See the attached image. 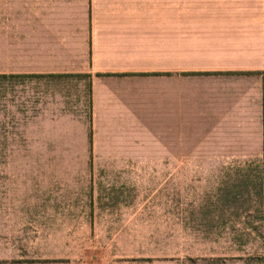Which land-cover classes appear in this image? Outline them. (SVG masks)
<instances>
[{"label":"rangeland","instance_id":"obj_1","mask_svg":"<svg viewBox=\"0 0 264 264\" xmlns=\"http://www.w3.org/2000/svg\"><path fill=\"white\" fill-rule=\"evenodd\" d=\"M111 1L0 0V264H264L257 108L161 124L144 61L94 110L80 54L53 52Z\"/></svg>","mask_w":264,"mask_h":264},{"label":"crops","instance_id":"obj_2","mask_svg":"<svg viewBox=\"0 0 264 264\" xmlns=\"http://www.w3.org/2000/svg\"><path fill=\"white\" fill-rule=\"evenodd\" d=\"M128 1H111L101 9L99 5L103 13L89 28L83 22L78 44L70 42V31L50 32V37L65 41L53 51L65 52L68 56L62 59L70 61L71 53L80 54L73 59L84 62L79 72L91 78L92 109L122 100L112 88L118 80L100 77L138 75L134 70L152 61L158 67L161 124L195 123L192 119L203 116L198 113V99L211 102L212 108L242 110L237 115L244 118L248 109L257 108L262 124L264 0ZM64 28L70 29L69 24ZM226 100L229 106L215 105ZM135 107L127 104L124 114L137 115Z\"/></svg>","mask_w":264,"mask_h":264},{"label":"trees","instance_id":"obj_3","mask_svg":"<svg viewBox=\"0 0 264 264\" xmlns=\"http://www.w3.org/2000/svg\"><path fill=\"white\" fill-rule=\"evenodd\" d=\"M262 158L260 176L258 179V191L262 207L261 224L264 234V73H262Z\"/></svg>","mask_w":264,"mask_h":264}]
</instances>
